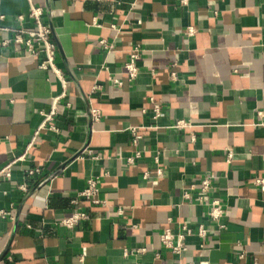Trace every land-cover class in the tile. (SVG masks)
I'll use <instances>...</instances> for the list:
<instances>
[{
    "label": "crops",
    "instance_id": "crops-1",
    "mask_svg": "<svg viewBox=\"0 0 264 264\" xmlns=\"http://www.w3.org/2000/svg\"><path fill=\"white\" fill-rule=\"evenodd\" d=\"M182 1L0 0L1 29L31 28L30 6L43 9L66 82L3 46L13 33L0 32V170L14 162L0 177V264H264V192L253 183L264 177V0ZM134 47L131 81L123 67ZM179 120L190 127L175 128ZM157 153L164 173L154 184ZM207 176L223 229L197 200ZM89 178L104 205L78 198ZM75 211L89 219L68 230L61 220ZM182 224L206 237H187L178 256L161 236Z\"/></svg>",
    "mask_w": 264,
    "mask_h": 264
},
{
    "label": "built area",
    "instance_id": "built-area-1",
    "mask_svg": "<svg viewBox=\"0 0 264 264\" xmlns=\"http://www.w3.org/2000/svg\"><path fill=\"white\" fill-rule=\"evenodd\" d=\"M187 0H183L182 3L185 4ZM29 19L32 21L33 26L31 28L26 27H17V28H5L1 29V31H11L13 33V39L5 40L2 45H13L19 50L22 49L28 56H32L39 59V68L43 71H48L58 78V80L65 86V77L63 71L57 65V48L52 39V31L51 28L44 22V12L42 8L36 7L34 5L30 6V11L28 14ZM19 22L24 21L23 16H19L17 18ZM194 29L189 28L188 34H194ZM101 46L108 52L113 51L114 46L113 44L108 43L106 40H102L100 42ZM141 50L138 47H134L130 54L127 62L125 63L123 70L128 75L131 81H135L139 74L140 70L137 65V62L140 60ZM118 86H121L120 81H114ZM100 89L99 86L93 87V92ZM59 102L58 99L54 100L53 107L47 116H45V121L49 122L54 119L59 113ZM152 110L154 113V118L158 119L162 112V106L159 103H156L152 100ZM90 115L93 121L98 122L101 119L102 113L101 110L97 108H93L90 111ZM44 127V126H43ZM175 128L177 129H186L190 127V124L184 120H179L176 122ZM51 130H55L54 127H51ZM139 128H131V133L133 134V142L134 144H138L141 140L142 136L140 134ZM40 136V130H37L31 136L30 143L28 144L25 153L18 157L16 161L22 160L26 157V155L30 152L31 148L34 146L37 138ZM228 161L233 160L235 154L234 151L230 148L226 150ZM91 154V153H89ZM141 157V152H137L134 157H130L127 159L128 164L134 163V161ZM156 169H155V179L153 180L154 184L158 182L163 176L164 169L160 164V154L157 153L156 158ZM7 165L6 167L0 170V177H10L11 167L12 164ZM40 173V170L35 169L29 171L30 175ZM145 179H149V174H146ZM215 178L212 176H207L200 180L199 184L197 185L198 188V202L204 203L207 202V206L209 207V217L213 222L221 223V220L226 216V209L223 206L222 202L218 198H214L211 201L207 200L210 192L213 189L214 180ZM254 185H256L262 192H264V177H257L253 180ZM21 191H26L27 186L21 185L18 187ZM186 200L191 199V195L185 193L183 196ZM78 198H85L91 201L95 205H104L105 202L99 198V183L94 178H89L87 180V187L83 190L80 194H78ZM76 200H73L75 203ZM121 213V211H120ZM89 219L88 214L85 212L75 211L72 212L69 216L63 218L61 220V224L67 228L68 230H74L81 225L82 222ZM220 229H223V225H219ZM199 235L200 237H206V230L203 226H200L198 230H194L193 228L189 227L187 224H182L180 226V232L175 235L170 229L165 230V232L161 236V241L163 246L166 249L171 250L174 254L181 256L186 250L185 240L189 236ZM177 239V243L175 244L174 241ZM129 253L125 252L124 256H128Z\"/></svg>",
    "mask_w": 264,
    "mask_h": 264
}]
</instances>
